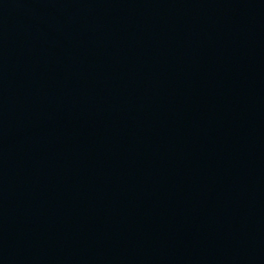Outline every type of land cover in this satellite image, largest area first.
<instances>
[{"label":"water","instance_id":"1","mask_svg":"<svg viewBox=\"0 0 264 264\" xmlns=\"http://www.w3.org/2000/svg\"><path fill=\"white\" fill-rule=\"evenodd\" d=\"M0 264H264V0H0Z\"/></svg>","mask_w":264,"mask_h":264}]
</instances>
